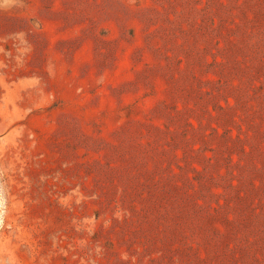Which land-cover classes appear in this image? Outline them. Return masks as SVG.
I'll return each mask as SVG.
<instances>
[{
  "label": "rangeland",
  "instance_id": "1",
  "mask_svg": "<svg viewBox=\"0 0 264 264\" xmlns=\"http://www.w3.org/2000/svg\"><path fill=\"white\" fill-rule=\"evenodd\" d=\"M0 264H264V0H0Z\"/></svg>",
  "mask_w": 264,
  "mask_h": 264
}]
</instances>
